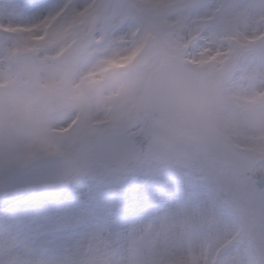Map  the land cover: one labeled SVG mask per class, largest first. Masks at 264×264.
<instances>
[{
	"label": "snow or ice",
	"instance_id": "1",
	"mask_svg": "<svg viewBox=\"0 0 264 264\" xmlns=\"http://www.w3.org/2000/svg\"><path fill=\"white\" fill-rule=\"evenodd\" d=\"M0 264H264V0H0Z\"/></svg>",
	"mask_w": 264,
	"mask_h": 264
}]
</instances>
